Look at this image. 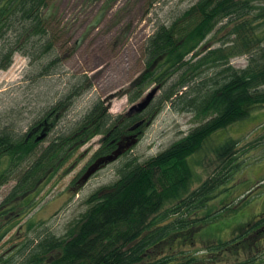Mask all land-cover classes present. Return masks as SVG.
Wrapping results in <instances>:
<instances>
[{"label":"trees","instance_id":"1","mask_svg":"<svg viewBox=\"0 0 264 264\" xmlns=\"http://www.w3.org/2000/svg\"><path fill=\"white\" fill-rule=\"evenodd\" d=\"M50 5L0 0V70L20 53L39 65V77L58 73L61 59L50 57L55 50ZM142 55L144 69L126 91L128 100L142 101L153 85L159 94L140 111L113 115L97 100L81 118L59 126L77 97L93 86L84 75L26 129L0 125V189L15 181L0 202V248L35 208L39 187L62 169L67 172L73 156L96 136L101 138L94 162L125 137L139 139L167 106L193 114L201 124L157 155L125 161L114 182L89 195L88 208L64 234L28 238L17 251L20 257L8 249L0 253V264H264V213L239 224L221 220L239 213L236 205L253 195L237 204L230 199L231 182L247 164L236 155L239 141L230 137L213 147L215 170L205 180L191 161L212 135L264 107V0H197L158 25ZM238 56L248 57L245 66L231 63ZM263 138L264 133L257 140ZM230 231L238 232L223 235Z\"/></svg>","mask_w":264,"mask_h":264},{"label":"rangeland","instance_id":"2","mask_svg":"<svg viewBox=\"0 0 264 264\" xmlns=\"http://www.w3.org/2000/svg\"><path fill=\"white\" fill-rule=\"evenodd\" d=\"M196 1L161 0L151 5L150 0H49L52 11L50 32L55 40L54 54L50 57H60L58 73L39 77V65L20 53L16 54L13 64L7 70H0V125L17 123L18 129H26L68 92L72 82L84 75L93 86L77 97L59 126L81 118L97 100H101L113 115L131 112L136 103L129 102L126 91L144 69L142 51L145 41L159 24L171 21ZM212 35L207 41L214 39ZM222 35L223 32L217 39ZM247 60V56H238L231 63L243 67ZM153 92L151 99L159 94L155 85L146 90L143 98ZM200 122L189 112H178L167 106L144 127L139 139L127 149L129 152L126 150L117 159L100 165L82 180L94 164L93 155L100 147L101 136H96L73 156L65 166H70L67 172L63 174L62 169L39 187L33 195L34 203L37 202L35 208L4 238L0 253L12 249L18 258L17 251L28 238L45 232L64 234L68 225L88 208L86 199L89 195L114 182L118 178V168L125 161L135 157L143 161L157 155ZM263 133L264 107H258L248 119L212 135L204 149L191 160L201 180H205L215 170L213 147L230 137L239 141L236 155L247 164L231 182L235 189L230 199H235L237 204L243 197L253 195L244 206L236 205L239 213H226L221 219L231 220L230 225L252 221L264 213V138L257 140ZM199 161L202 165L196 164ZM78 179L79 182L73 185ZM14 184L12 180L1 187L0 202ZM219 206L215 204V207ZM29 223H34L32 228ZM223 227L228 229L229 225ZM232 231L223 235L232 237L238 232Z\"/></svg>","mask_w":264,"mask_h":264},{"label":"water","instance_id":"3","mask_svg":"<svg viewBox=\"0 0 264 264\" xmlns=\"http://www.w3.org/2000/svg\"><path fill=\"white\" fill-rule=\"evenodd\" d=\"M155 92V91H154ZM153 93H150L149 95H147L145 97V99H143L141 102L136 103V105H133L131 107V111L133 110H137L140 111L142 110L144 107H146L148 105V103L150 102ZM140 123H137L135 126L132 127V130H135L136 127L139 126ZM138 140L137 134H131L127 137H125L124 139L120 140L118 142V148L115 149L111 154H109L108 156H105L103 158L98 159L96 162H94L93 165H91L88 170L86 171V173L84 174V176L82 177V180H86L95 170L98 169V167L100 165H103L105 163H108L109 161H113L115 159H117L121 154H123L129 147H131L136 141Z\"/></svg>","mask_w":264,"mask_h":264}]
</instances>
